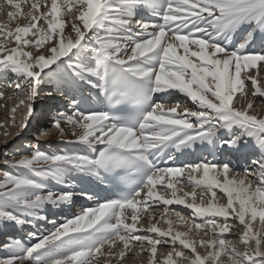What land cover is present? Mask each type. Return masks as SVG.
<instances>
[{
  "label": "snow or ice",
  "instance_id": "obj_1",
  "mask_svg": "<svg viewBox=\"0 0 264 264\" xmlns=\"http://www.w3.org/2000/svg\"><path fill=\"white\" fill-rule=\"evenodd\" d=\"M0 14V127L20 136L46 97L74 146L4 153L0 233L23 234L0 241V264H264V0H0ZM76 197L91 206L42 215Z\"/></svg>",
  "mask_w": 264,
  "mask_h": 264
},
{
  "label": "bare ground",
  "instance_id": "obj_2",
  "mask_svg": "<svg viewBox=\"0 0 264 264\" xmlns=\"http://www.w3.org/2000/svg\"><path fill=\"white\" fill-rule=\"evenodd\" d=\"M45 99H47V98L45 97ZM45 99L42 98L41 101H44ZM2 104H3V101H0V105H2ZM255 106L258 109H261L262 110V113L261 114H264V104L261 103L260 98H256ZM10 107H11V104H9L7 108H5L3 106H0V122H4L5 121V119H6V113H8ZM38 118H41V121H39L35 125V127H33V130L50 129L49 134L47 136H40L39 133H38V134H36L37 136L33 139L34 140V146L40 145V146H42V150H44V148L46 146H49L50 145V143H49V145H46V144H48L47 141L52 140V139H56V138L55 137L53 138V137L50 136L54 132V129L51 128V125H50V123H51V116L50 117L49 116H47V117L40 116ZM18 121H19V114L17 115V122ZM8 123L10 124V121ZM5 131L11 132L13 135H10V136H8L6 138L4 136V132ZM16 131H17V129L14 128V127H8V128L0 127V151L1 150L3 151L2 152V155L0 153V156H3V159H4V153H5L4 151H5V149L7 147L10 146L11 142H14L17 138L24 137L23 136V132H21L20 136H15L14 134L16 133ZM9 229H12V228H9ZM1 255H3V253H1ZM127 264H138V262L136 260H134V259H128L127 260Z\"/></svg>",
  "mask_w": 264,
  "mask_h": 264
},
{
  "label": "rangeland",
  "instance_id": "obj_3",
  "mask_svg": "<svg viewBox=\"0 0 264 264\" xmlns=\"http://www.w3.org/2000/svg\"><path fill=\"white\" fill-rule=\"evenodd\" d=\"M52 117L53 116V114L51 113L50 115H49V117ZM39 121H41V119L39 120ZM34 132L32 133L33 134V138H35L37 135L36 134H38L39 132H38V130H33ZM50 141V140H49ZM48 142V141H47ZM2 150L0 151V153H1V155H2ZM2 166L0 165V168H1Z\"/></svg>",
  "mask_w": 264,
  "mask_h": 264
}]
</instances>
